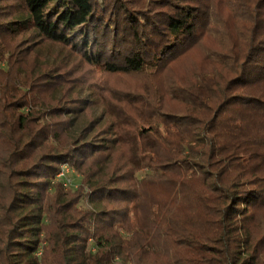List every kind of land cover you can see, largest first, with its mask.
Listing matches in <instances>:
<instances>
[{"label":"trees","instance_id":"obj_1","mask_svg":"<svg viewBox=\"0 0 264 264\" xmlns=\"http://www.w3.org/2000/svg\"><path fill=\"white\" fill-rule=\"evenodd\" d=\"M0 116V264H264V0H0Z\"/></svg>","mask_w":264,"mask_h":264},{"label":"rangeland","instance_id":"obj_2","mask_svg":"<svg viewBox=\"0 0 264 264\" xmlns=\"http://www.w3.org/2000/svg\"><path fill=\"white\" fill-rule=\"evenodd\" d=\"M5 15L6 14H4V16ZM3 18L4 17H2V19ZM2 57L4 58V60H5V58H8L9 57V52L4 51L3 54H2ZM2 67L7 69V63L3 62L2 63ZM0 123H1V116H0ZM1 129H2V131L4 130L3 133H4L5 137L7 139H9L10 136H11V132L10 131H5L4 128H0V131H1ZM3 140H4V138L2 137L0 139V156L5 153L4 151H5V147H6V145H5L6 142L4 144ZM146 175H147V173L141 172L137 176H138V178L143 179V178H145ZM58 180H60V182L63 184V189H64L65 192L73 193V192H75L78 189V186H79V184L82 181V176L78 172H76L73 168L69 167L68 165L67 166L64 165L62 170L56 176L55 181H58ZM65 185H67V187ZM90 199H91V195H88V196L84 197L81 200V202L79 203V207L81 209H84V210L90 209L91 208ZM89 246L92 249H94V244H93L92 241L90 242Z\"/></svg>","mask_w":264,"mask_h":264},{"label":"built area","instance_id":"obj_3","mask_svg":"<svg viewBox=\"0 0 264 264\" xmlns=\"http://www.w3.org/2000/svg\"><path fill=\"white\" fill-rule=\"evenodd\" d=\"M67 187V185H65Z\"/></svg>","mask_w":264,"mask_h":264}]
</instances>
